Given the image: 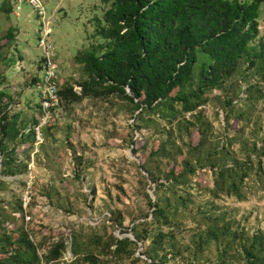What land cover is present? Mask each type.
<instances>
[{
	"label": "rangeland",
	"instance_id": "obj_1",
	"mask_svg": "<svg viewBox=\"0 0 264 264\" xmlns=\"http://www.w3.org/2000/svg\"><path fill=\"white\" fill-rule=\"evenodd\" d=\"M19 4L16 11L11 0H0V91L10 97L0 111L19 131L4 140L13 172L0 165V237L15 227L40 244L63 241L50 264H152L141 254L151 247L157 259L167 253L165 264H250L246 250L252 245L255 264H264V57L253 65L243 57L191 112L176 103L174 110L159 105L139 112L118 93L45 110L34 84L42 74L41 24L29 4ZM42 4L58 84L79 93L86 72L74 57L101 41L97 20L103 23L108 4ZM258 22L251 43L257 50L264 45L262 10ZM237 164L247 172L237 182L239 195L228 189L233 175L216 176L219 168ZM184 168L191 170L172 180ZM26 192L30 220L19 214ZM153 203L162 214L153 213ZM158 232L164 235L160 244L152 242ZM135 233L143 243L114 251L117 240L134 241Z\"/></svg>",
	"mask_w": 264,
	"mask_h": 264
},
{
	"label": "trees",
	"instance_id": "obj_2",
	"mask_svg": "<svg viewBox=\"0 0 264 264\" xmlns=\"http://www.w3.org/2000/svg\"><path fill=\"white\" fill-rule=\"evenodd\" d=\"M102 2L108 6L103 11V23L97 20L96 35L101 41L91 43L75 55V62L83 65L86 77L78 83L79 93L73 91V85L62 87L60 82L62 106L66 100L118 93L136 103L139 112L159 105H167L174 110V103L180 104L183 112H191L202 102H207L208 91L222 87L243 57L250 65L264 57V45L259 50L251 45L259 34L258 18L260 11L264 12V0ZM8 35L12 36L11 28ZM39 64L40 61L38 69ZM38 82L39 78L34 76L36 86ZM247 88L242 89L241 96L247 93ZM4 97L10 99L5 91H0V102ZM18 133L16 122L6 112L0 111V165L4 172H13L4 140H13ZM153 154L154 151L151 152ZM185 168L172 180L191 170ZM229 174L233 177L228 189L237 192V182L242 181L247 172L237 164L235 169L219 168L216 176L223 179ZM153 206V213L162 214L157 203ZM19 214L25 217L23 210ZM163 236L156 233L152 242L160 244ZM0 238V244L3 242L0 245V264H38L41 260L50 264V257L59 256L65 248L63 241L40 244L24 228L19 231L12 227ZM257 241V236L253 235L252 243ZM136 242L143 243V237L137 233L134 241L128 237L117 240L114 251L118 253ZM251 249L246 250V259L248 263L255 264L256 257ZM141 254L146 255L152 264L168 261L167 253L157 259L154 247Z\"/></svg>",
	"mask_w": 264,
	"mask_h": 264
},
{
	"label": "built area",
	"instance_id": "obj_3",
	"mask_svg": "<svg viewBox=\"0 0 264 264\" xmlns=\"http://www.w3.org/2000/svg\"><path fill=\"white\" fill-rule=\"evenodd\" d=\"M21 2H26L32 7V10L39 18L41 29L39 30L38 46L41 48L42 55L40 60V71L42 72L37 84V88L41 91L42 106L45 110L54 108L60 102L59 95V80H58V62L53 51V44L48 39L50 30L46 27L47 20H45V9L42 0H13L15 10L20 9ZM24 67L23 61L17 62V68ZM80 89V87H78ZM30 204V196L28 192L24 193L22 197V207L24 208L25 218L31 219V215L27 212V207ZM38 264H49L41 260Z\"/></svg>",
	"mask_w": 264,
	"mask_h": 264
}]
</instances>
